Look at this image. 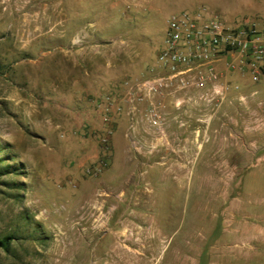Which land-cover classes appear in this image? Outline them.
<instances>
[{
  "label": "rangeland",
  "instance_id": "374dc122",
  "mask_svg": "<svg viewBox=\"0 0 264 264\" xmlns=\"http://www.w3.org/2000/svg\"><path fill=\"white\" fill-rule=\"evenodd\" d=\"M20 5L0 0V145L17 165L0 231L23 237L0 264H264V76L225 62L220 104L199 100L210 84L169 88L159 128L132 95L170 13L263 28L264 0Z\"/></svg>",
  "mask_w": 264,
  "mask_h": 264
},
{
  "label": "built area",
  "instance_id": "2783aa9c",
  "mask_svg": "<svg viewBox=\"0 0 264 264\" xmlns=\"http://www.w3.org/2000/svg\"><path fill=\"white\" fill-rule=\"evenodd\" d=\"M18 1L30 4L39 0ZM221 60L248 71L253 81L260 80L264 76V27L249 22L228 24L217 13L185 9L170 13L164 45L156 55L157 70L140 78L132 93L134 100L148 102L145 116L149 126L160 127L162 112L154 100L169 88L176 93L210 84L211 95L202 94L199 100L222 103L224 89L218 85L222 73L216 65ZM179 103L177 99L176 105ZM131 144L136 148L134 139Z\"/></svg>",
  "mask_w": 264,
  "mask_h": 264
},
{
  "label": "trees",
  "instance_id": "16d2710c",
  "mask_svg": "<svg viewBox=\"0 0 264 264\" xmlns=\"http://www.w3.org/2000/svg\"><path fill=\"white\" fill-rule=\"evenodd\" d=\"M9 150H6L5 147L0 145V175H7L11 172L17 170V165L7 163L11 158L9 157ZM11 184V183H9ZM22 185V184H20ZM20 218H22L25 222H28L29 214L27 212H22L20 214ZM17 227H14L12 231L1 232L0 231V249L4 252L11 254L12 256H16V253L12 250V241L13 239H19L20 228H18L19 224H16Z\"/></svg>",
  "mask_w": 264,
  "mask_h": 264
},
{
  "label": "crops",
  "instance_id": "0c3cea01",
  "mask_svg": "<svg viewBox=\"0 0 264 264\" xmlns=\"http://www.w3.org/2000/svg\"><path fill=\"white\" fill-rule=\"evenodd\" d=\"M12 2L15 4V5H18V6H21L20 5V3H19V1L18 0H12ZM37 2V1H36ZM32 4V3H31ZM24 6L25 5H27V4H23ZM87 35V34H86ZM82 37H84L85 36V34L84 35H81ZM220 62V61H219ZM216 65H217V67H220V69L222 68L221 66H224L225 68H226V66H225V61H223V63H216ZM223 71V73H225L226 72V70H222Z\"/></svg>",
  "mask_w": 264,
  "mask_h": 264
}]
</instances>
